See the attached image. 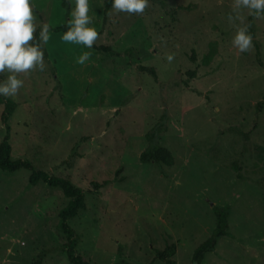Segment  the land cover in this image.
Returning a JSON list of instances; mask_svg holds the SVG:
<instances>
[{"label":"rangeland","instance_id":"1","mask_svg":"<svg viewBox=\"0 0 264 264\" xmlns=\"http://www.w3.org/2000/svg\"><path fill=\"white\" fill-rule=\"evenodd\" d=\"M104 1L89 0L100 34L89 49L55 33L70 0H30L37 31L53 27L44 70L17 74L22 88L0 96L15 103L11 158L83 192L84 210L67 221L81 264H166L156 256L171 246L175 264H192L223 208L231 237L201 264H264V18L241 10L253 37L241 53L233 0H149L142 14L111 7L102 21ZM160 122L169 167L139 161ZM28 176L0 171V264H70L58 229L67 200Z\"/></svg>","mask_w":264,"mask_h":264},{"label":"clouds","instance_id":"2","mask_svg":"<svg viewBox=\"0 0 264 264\" xmlns=\"http://www.w3.org/2000/svg\"><path fill=\"white\" fill-rule=\"evenodd\" d=\"M70 3L74 7L69 12L67 31L61 39L91 49L100 34L89 26L92 23L89 0H70ZM148 3L149 0H111L113 10L128 14H142ZM233 5L232 13L227 17L230 23L240 21L244 25L243 9H247L250 16L264 18V0H233ZM35 21L30 0H0V73H9L6 80L0 81V96L13 97L22 88L24 82L17 78V74L45 68L43 46L48 44L53 26L43 23L38 38H34L37 32ZM249 28L250 25L238 26L232 39L233 46L241 53L253 47ZM90 55L84 52L76 63L83 65ZM167 59L171 62L173 56L169 55Z\"/></svg>","mask_w":264,"mask_h":264},{"label":"trees","instance_id":"3","mask_svg":"<svg viewBox=\"0 0 264 264\" xmlns=\"http://www.w3.org/2000/svg\"><path fill=\"white\" fill-rule=\"evenodd\" d=\"M112 7L111 0L104 1V8L102 10V21H105L108 15L109 9ZM250 16L249 18H251ZM67 31V27L59 26L55 28V33L64 34ZM38 33H34V38H38ZM31 43V42H30ZM93 49H97L92 46ZM103 49V48H102ZM144 70V69H142ZM149 76L156 81V74L152 68L146 69ZM0 76V81H1ZM0 104L3 105L1 113V123L5 127V134L0 142V171L6 173H13L19 170L29 171L28 185L33 187L38 184H44L48 188L58 189L63 197L67 200L66 204L61 208L58 213V229L65 235L67 242L64 246L67 260L70 264H81L80 259L75 256L74 248L76 247V237L74 231L68 226L67 221L74 218L77 212L84 210L85 202L83 192L74 187L68 180L52 176L44 171L34 170L31 164L26 160H13L10 156L11 148L9 144V126L8 120L15 109V103L11 100L0 97ZM164 118V117H161ZM162 122L156 124L150 132L146 134V141L148 147L142 151L139 155V161L143 164L155 163L158 165L172 166L173 157L171 153L159 145L160 136L163 132ZM253 127L251 126L250 130ZM214 216L216 218V226L211 234L203 243L197 246L192 254V264H201L206 254L211 253L214 250L217 240L224 237H231V234L227 231V210L213 209ZM175 247H167L164 251L159 252L156 258L166 264H175L171 257L174 255ZM45 252L41 254L44 255ZM42 258L38 255L32 264H41Z\"/></svg>","mask_w":264,"mask_h":264}]
</instances>
